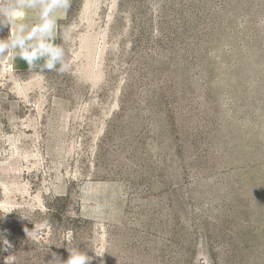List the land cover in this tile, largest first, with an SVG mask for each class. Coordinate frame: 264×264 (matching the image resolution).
<instances>
[{
    "label": "rangeland",
    "instance_id": "1",
    "mask_svg": "<svg viewBox=\"0 0 264 264\" xmlns=\"http://www.w3.org/2000/svg\"><path fill=\"white\" fill-rule=\"evenodd\" d=\"M57 26L69 73L0 58V264H264V0H70Z\"/></svg>",
    "mask_w": 264,
    "mask_h": 264
},
{
    "label": "clouds",
    "instance_id": "2",
    "mask_svg": "<svg viewBox=\"0 0 264 264\" xmlns=\"http://www.w3.org/2000/svg\"><path fill=\"white\" fill-rule=\"evenodd\" d=\"M70 0H0V31L9 28L6 38H0V58H19L24 60L30 69L54 71L65 74L71 71V64L66 58L63 42L57 44V13L67 9ZM29 10L36 12L38 23L26 22ZM39 61H43L39 65ZM9 242L0 235V246ZM67 260L60 264H89L90 257L86 252L73 249Z\"/></svg>",
    "mask_w": 264,
    "mask_h": 264
}]
</instances>
